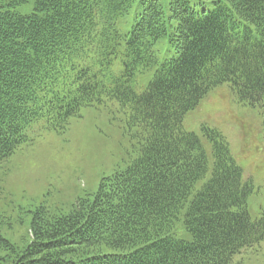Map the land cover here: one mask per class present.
<instances>
[{"label":"trees","instance_id":"obj_1","mask_svg":"<svg viewBox=\"0 0 264 264\" xmlns=\"http://www.w3.org/2000/svg\"><path fill=\"white\" fill-rule=\"evenodd\" d=\"M117 54L122 70L105 83L94 67ZM151 68L136 92L132 78ZM222 83L263 110L264 127V0H0V164L32 122L63 129L105 99L139 128L137 156L70 212L36 207L23 246L0 232V264H243L264 242L252 183L218 130L202 127L210 162L182 125Z\"/></svg>","mask_w":264,"mask_h":264},{"label":"rangeland","instance_id":"obj_2","mask_svg":"<svg viewBox=\"0 0 264 264\" xmlns=\"http://www.w3.org/2000/svg\"><path fill=\"white\" fill-rule=\"evenodd\" d=\"M32 5L18 8L31 12ZM129 26L121 27L123 32ZM156 48H160L158 45ZM163 50V49H161ZM162 57V53H159ZM122 56L100 70L108 83L122 70ZM154 68L137 72L131 80L136 92H142ZM263 110L240 102L228 83L209 90L198 105L183 117L182 125L196 133L211 162V142L205 136L207 127L218 130L227 140L243 177L252 183L247 209L252 219L264 211V127ZM139 130L130 125L129 114L116 100L82 107L63 129L46 127L43 118L25 130L30 141L20 146L0 164V232L11 242L23 246L29 241L32 212L44 206L54 213H68L79 198L93 193L105 177L124 169L137 156ZM209 172H207L208 177ZM203 181H199L197 187ZM176 236L189 239L179 229ZM243 264H264V242L241 256Z\"/></svg>","mask_w":264,"mask_h":264}]
</instances>
